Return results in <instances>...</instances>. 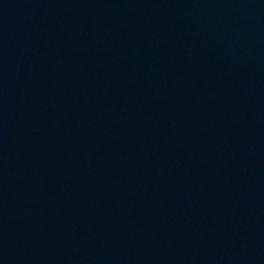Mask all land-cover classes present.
Listing matches in <instances>:
<instances>
[{
  "label": "water",
  "instance_id": "95a60500",
  "mask_svg": "<svg viewBox=\"0 0 264 264\" xmlns=\"http://www.w3.org/2000/svg\"><path fill=\"white\" fill-rule=\"evenodd\" d=\"M0 264H264V0H0Z\"/></svg>",
  "mask_w": 264,
  "mask_h": 264
}]
</instances>
